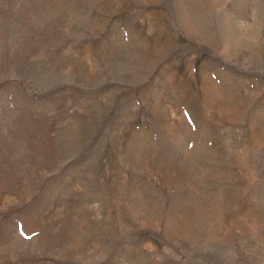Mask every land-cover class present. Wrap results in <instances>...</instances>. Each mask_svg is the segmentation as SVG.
Wrapping results in <instances>:
<instances>
[{
    "label": "rangeland",
    "instance_id": "rangeland-1",
    "mask_svg": "<svg viewBox=\"0 0 264 264\" xmlns=\"http://www.w3.org/2000/svg\"><path fill=\"white\" fill-rule=\"evenodd\" d=\"M0 264H264V0H0Z\"/></svg>",
    "mask_w": 264,
    "mask_h": 264
}]
</instances>
